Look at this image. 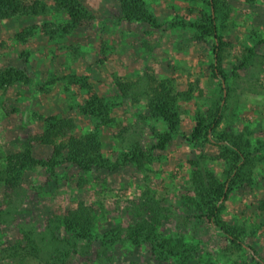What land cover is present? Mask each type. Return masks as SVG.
Returning a JSON list of instances; mask_svg holds the SVG:
<instances>
[{"label": "rangeland", "instance_id": "obj_1", "mask_svg": "<svg viewBox=\"0 0 264 264\" xmlns=\"http://www.w3.org/2000/svg\"><path fill=\"white\" fill-rule=\"evenodd\" d=\"M23 1L48 8L0 22V75L26 74L25 82L0 84V264H253L199 218L200 183L212 174L222 185L230 164L219 148L184 137L220 105L219 134H244L256 158L222 219L243 228L244 241L264 258V0H221L224 84L213 76L214 38L199 39L193 28L210 13L208 0H143L155 25L124 20L121 0H78L90 18L73 30L53 1ZM119 83L130 86L127 97ZM155 89L178 97L182 119L165 150L156 146L168 126L148 110ZM93 95L108 104L109 123L82 113ZM55 119L75 122L67 138L97 134L106 167L31 165L12 173L15 156L50 160L53 145L44 137ZM138 148L142 162L126 161ZM82 208L94 218L92 243L64 228ZM143 221L161 241L183 239V259L162 258L147 237L132 241Z\"/></svg>", "mask_w": 264, "mask_h": 264}, {"label": "trees", "instance_id": "obj_2", "mask_svg": "<svg viewBox=\"0 0 264 264\" xmlns=\"http://www.w3.org/2000/svg\"><path fill=\"white\" fill-rule=\"evenodd\" d=\"M55 4L57 13H64L69 19L68 29L73 30L78 25L83 24L90 18V13L83 7L78 0H51ZM210 13L206 16L205 21L197 22L193 28L200 34L199 39L213 37L215 40L214 55L215 63L213 66V76L227 82V75L222 70V51L225 45L224 38L219 33L218 15L222 12L221 0H208ZM47 6L39 1L28 3L23 0H0V22H5L18 17L38 16L47 11ZM122 17L126 21L141 22L149 25H155V19L147 9L143 0H121ZM69 32V31H68ZM26 74L22 70L10 69L0 75V84L2 86L11 85L15 82H25ZM119 89L125 97L129 94V85L118 84ZM154 97H151L148 103L149 112L163 119L168 126V131L161 137L160 143L156 148L165 150L167 145L172 141V137L179 131L182 124L178 97L171 92L154 90ZM225 101L223 98L222 102ZM82 113L90 118L99 119L104 123H109L110 109L108 104L97 95H93L85 104ZM224 121V106L220 105L214 109L208 116H199L196 120L194 130L191 136L184 137L189 145L207 144L211 147L220 149V158L228 161L230 170L226 172L225 183L222 185L214 177H207L208 184L201 182L198 189L197 197L202 199L203 207H200L202 214L199 216L212 228L222 234L231 246L239 251L250 254L253 264H264V258L253 246L244 241L246 232L243 228L229 226L222 219L224 204L228 201L230 193L242 181L249 169L255 164L256 158L252 154V145L246 140L244 134L235 135L230 132L219 134V128ZM51 131L44 137L47 144L53 145V154L48 162L36 160L30 154L21 155L9 159V170L12 173L21 172L31 165L43 166L56 169L64 165H71L83 172H90L95 168L102 169L106 167L105 158L102 155V147L97 134H88L83 136H70L67 138L68 131H74L76 124L72 120L55 119L50 123ZM50 134H60L67 139L62 144H56L51 139ZM263 147V145H262ZM145 153L138 148L131 158L132 160L142 162ZM248 170V171H247ZM7 174V173H6ZM9 174V173H8ZM0 173V178H1ZM203 179V177H202ZM16 182V181H15ZM1 204V201H0ZM205 208V210H204ZM64 228L67 233L73 235L76 241H89L92 243V230L94 227V218L87 209H81L64 219ZM149 223L143 221L139 223L130 232L129 238L132 241L145 239L153 241L157 251L162 258L169 256L171 262L175 258L180 259V253H184L182 241L163 240L154 235ZM153 237V238H152ZM159 248V249H157ZM157 249V250H156ZM157 255V254H156ZM158 256V255H157ZM183 259V256H181ZM185 259H187L185 257ZM187 262L189 260H186ZM183 264H186L183 261Z\"/></svg>", "mask_w": 264, "mask_h": 264}]
</instances>
